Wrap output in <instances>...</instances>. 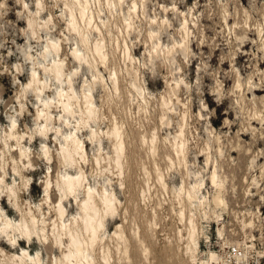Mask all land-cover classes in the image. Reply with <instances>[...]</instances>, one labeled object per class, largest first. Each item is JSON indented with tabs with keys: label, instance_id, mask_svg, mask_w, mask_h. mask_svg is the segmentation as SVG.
I'll return each mask as SVG.
<instances>
[{
	"label": "rangeland",
	"instance_id": "rangeland-1",
	"mask_svg": "<svg viewBox=\"0 0 264 264\" xmlns=\"http://www.w3.org/2000/svg\"><path fill=\"white\" fill-rule=\"evenodd\" d=\"M65 1L0 0V217L17 222L30 209L50 235L46 181L50 189L66 172L83 174L64 202L67 224L87 187L116 198L91 254L96 264L104 249L109 264H193L191 248L194 264H214L233 245L264 264V0H88L94 25L73 8L84 43ZM76 48L89 62L74 57ZM84 93L97 115L87 125L79 123ZM68 95L72 113L62 111ZM74 133L85 159L63 162ZM11 238L21 236L0 229V264L22 248L40 264L62 255L39 237L16 246ZM125 244L126 253L117 250Z\"/></svg>",
	"mask_w": 264,
	"mask_h": 264
},
{
	"label": "bare ground",
	"instance_id": "bare-ground-1",
	"mask_svg": "<svg viewBox=\"0 0 264 264\" xmlns=\"http://www.w3.org/2000/svg\"><path fill=\"white\" fill-rule=\"evenodd\" d=\"M132 4H133L132 5L133 9L135 10L136 3L133 2ZM64 5H66L67 8L69 9L68 25L71 26V29L73 31L77 32L79 35L82 36V43H84L86 37L84 38V34L82 35L78 24L75 22L76 13H74L73 8L75 6L77 7L80 18L82 19V21H84V23H86L87 26L92 24V22L94 25L96 20L93 13H86V9L88 8V0H67L65 1ZM96 29H98V25H96ZM48 47H51L54 51L57 52L56 43L51 42L48 45ZM102 48H103L102 43L99 42L95 43L94 45L95 52L100 53ZM73 55L77 60H84L85 62H89V58L82 55L77 48L73 51ZM51 72L53 73L55 78H58L60 76L62 70L58 62L56 61L52 62ZM32 81L38 83L40 82V79L33 76ZM113 82L114 85H116L115 79H113ZM29 84L31 85V82ZM70 92L71 95L73 96L74 90L72 86H70ZM58 95L60 96L61 94L58 93ZM69 100H70V95H68L66 100L64 99L61 100L62 111L64 113H72V110H70ZM83 105L84 107L79 117L80 118L79 123L82 125H87L88 123H90V121L95 120L97 116L95 112V107L93 106L92 103V98L89 94L84 93ZM39 115L40 116L42 115L47 119L48 112L40 113ZM116 126H114V128L110 132V136L115 141V145L113 148L115 152L114 163L116 167H119L121 152L123 149V141L121 138V133ZM44 128L46 129L47 125H45ZM19 145L20 144H18V146ZM83 145L84 144L80 141V139L77 137L75 133L73 135H70L69 137H66L65 143L61 148V155L63 162L74 163L78 158L85 159L84 157L86 152ZM180 147L182 148V146ZM181 148H179L180 149L179 152H181L182 150ZM22 154L23 152L21 151L20 148V156ZM98 159L99 158H96V162H98ZM16 167L17 166L15 165L14 169ZM78 169L79 172H81V167H79ZM83 179H84L83 174L79 175V174H71L69 172H66L55 179V184H52L50 189H49V185L53 181L50 179L46 181L45 198L47 201L50 200L49 204L52 206V208H54L53 211L55 213V217H53V212L51 213V217L53 221L51 223L50 235L48 234L47 231H45L46 226H42L40 228L38 227L37 219L30 209H28V211L25 212L21 216V218L17 220V222L12 221L7 217L5 218L0 217V220L2 222V226L0 227L1 231L7 232V230L9 229V232H14V235L18 234L21 236V239L15 240L14 238H11V244L15 246L18 245L20 241H26L30 244L32 240H34L37 237L40 238V241L46 240L47 247H50L52 249L53 248L59 249L61 251L62 254L61 257H54L56 263L58 264H96L93 257H91V254L92 252H94L93 249L96 242H98L101 239L103 233L102 231L105 228V222L109 219H112L115 216L117 209L116 198L112 193L106 192L105 189L101 191L99 198H97L95 192L92 191L90 187H87L84 190V197L78 203V208H79L78 217L73 218V220L67 224L66 222L67 210L65 208L64 202L69 201V199H71V195L74 196L75 194H77V190H79L78 187H81ZM212 181L215 182L213 178ZM54 186L58 188L59 191L58 197H57V193L55 192L53 193ZM14 194L15 192L12 189H10L9 196ZM192 198L193 195L189 191L187 193V200L190 204L192 203ZM213 202L216 205L220 204L222 202L220 196L215 195L213 198ZM43 222H45V220H43ZM189 223L191 224L190 226L191 229L189 231L188 237L190 239V242L194 243L195 229L192 226L193 223L191 218H189ZM39 231L41 232V235H39L40 234ZM116 235L118 240L124 241V237L122 236L123 235L122 233H118ZM52 243H54L55 245H53ZM228 247L231 246H227L226 248ZM233 247L235 246L233 245ZM107 248L106 251H108ZM143 248H145V246ZM239 249L241 250L240 252L242 256L238 259L237 264H241V262L242 264L244 263L251 264L252 262H250V259H247L248 250L246 251L243 248H239ZM117 250L120 252L123 250V253H126L127 244H125L124 248H120L117 246ZM191 252H192L191 259L194 264L196 263L197 258L194 255L195 253L194 249L191 248ZM101 255H102L103 263L109 264L110 260L107 257L108 254L105 253V249L102 251ZM261 256L264 257V251L262 252ZM8 259L11 261V264H40L41 261L38 254L33 256L26 250V248H22V252L20 254L18 253L8 256ZM254 262L260 263L259 260H255ZM219 263L223 264L222 254H220V260L219 258H217L214 264H219ZM200 264H209V263L206 260H201Z\"/></svg>",
	"mask_w": 264,
	"mask_h": 264
},
{
	"label": "built area",
	"instance_id": "built-area-1",
	"mask_svg": "<svg viewBox=\"0 0 264 264\" xmlns=\"http://www.w3.org/2000/svg\"><path fill=\"white\" fill-rule=\"evenodd\" d=\"M239 248L238 246L235 247L231 246L223 250L221 252L223 258V264H237L238 259L242 256L240 252L241 250ZM256 264H260V263H256Z\"/></svg>",
	"mask_w": 264,
	"mask_h": 264
}]
</instances>
